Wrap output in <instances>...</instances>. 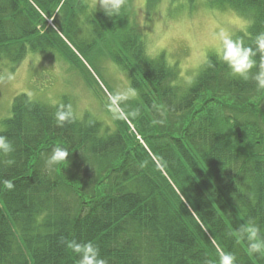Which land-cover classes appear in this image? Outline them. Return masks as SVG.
Returning <instances> with one entry per match:
<instances>
[{
    "label": "trees",
    "instance_id": "16d2710c",
    "mask_svg": "<svg viewBox=\"0 0 264 264\" xmlns=\"http://www.w3.org/2000/svg\"><path fill=\"white\" fill-rule=\"evenodd\" d=\"M73 1L0 0V58L14 68L27 52L50 48L87 69L81 51L90 45L77 24L85 9ZM205 1L245 18L246 32L233 38L254 47L264 33V0ZM59 2L60 33L47 38L37 23ZM129 2L113 17L100 9L84 16L99 50L91 55L103 59L107 51L138 94L129 106L120 102L115 130L102 132L98 120L74 113L59 126L56 111L70 104L25 92L0 122L14 149L0 153V264H78L73 241L91 242L106 264H220L225 253L234 264H264V251L251 252L242 232L253 224L264 238V89L252 79L258 69L244 80L211 54L183 89L175 62L146 53ZM255 59L264 62L260 54ZM57 147L70 152L66 161L47 163Z\"/></svg>",
    "mask_w": 264,
    "mask_h": 264
},
{
    "label": "rangeland",
    "instance_id": "374dc122",
    "mask_svg": "<svg viewBox=\"0 0 264 264\" xmlns=\"http://www.w3.org/2000/svg\"><path fill=\"white\" fill-rule=\"evenodd\" d=\"M157 3L158 7L154 8L156 4L149 9L147 0H130L129 20L143 33L144 49L148 55L159 57L163 54L166 61L175 62L179 74L176 84L183 89L193 82L195 73L208 56L215 54V37L220 30L233 35L246 32L248 21L245 18L233 11L210 8L205 0H159ZM82 5L85 11L79 15L77 24L82 29L79 37L90 45L86 47L88 52L81 51L89 63L88 68L71 67L50 48L27 52L14 68L6 58H0V122L10 114L13 97L25 92L29 99L50 105L66 100L77 117L98 120L102 132L115 130L117 118L123 116V106L120 108V103L112 105L111 98L130 88L129 78L105 54L107 51L102 53L103 59L91 55L99 50L92 47L95 39L86 31L88 26L84 16L93 14L99 7L96 6L97 0H82ZM61 9L59 2L54 11L42 13L37 27L45 37L48 38L55 30L60 33L61 28L54 19ZM137 96L123 101L124 104L129 106ZM236 117L242 119L238 112ZM230 124L235 130L240 128L236 121ZM130 132L139 137L132 125Z\"/></svg>",
    "mask_w": 264,
    "mask_h": 264
},
{
    "label": "clouds",
    "instance_id": "9594fccd",
    "mask_svg": "<svg viewBox=\"0 0 264 264\" xmlns=\"http://www.w3.org/2000/svg\"><path fill=\"white\" fill-rule=\"evenodd\" d=\"M125 0H97V7L104 12L108 17L119 15ZM216 49L215 54L219 62L225 64L230 70V74L235 77L247 80L253 68H257L252 79L255 80L257 87L264 89V62L257 65L255 57L260 54L264 57V33L256 36L254 47L246 46L244 41L239 38H233V34L220 30L216 34ZM135 89L129 88L125 91L118 92L111 98V104L117 105L122 101H127L136 96ZM136 113H132L135 115ZM73 112L71 106L60 108L55 113V119L59 126H63L65 122H71ZM13 146L7 137L0 135V153L8 154L12 152ZM69 151L61 147L55 148L47 158V163L56 164L66 161ZM12 163V161H9ZM4 186L11 190L14 183L10 180L4 181ZM250 244V251L253 253H260L264 251V238L259 237L258 229L255 225L249 224L242 229ZM68 247L78 257V264H106L105 260L100 257L99 249L91 242H70ZM235 256L231 253H225L220 258V264H234Z\"/></svg>",
    "mask_w": 264,
    "mask_h": 264
},
{
    "label": "water",
    "instance_id": "95a60500",
    "mask_svg": "<svg viewBox=\"0 0 264 264\" xmlns=\"http://www.w3.org/2000/svg\"><path fill=\"white\" fill-rule=\"evenodd\" d=\"M236 131H237V136L240 137V131H239V128H237Z\"/></svg>",
    "mask_w": 264,
    "mask_h": 264
}]
</instances>
